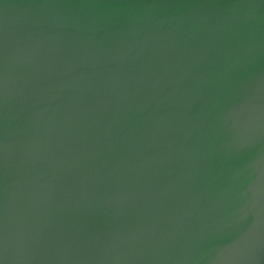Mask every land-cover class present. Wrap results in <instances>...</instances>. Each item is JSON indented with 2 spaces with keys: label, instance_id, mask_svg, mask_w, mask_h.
<instances>
[{
  "label": "water",
  "instance_id": "obj_1",
  "mask_svg": "<svg viewBox=\"0 0 264 264\" xmlns=\"http://www.w3.org/2000/svg\"><path fill=\"white\" fill-rule=\"evenodd\" d=\"M0 264H264V0H0Z\"/></svg>",
  "mask_w": 264,
  "mask_h": 264
}]
</instances>
